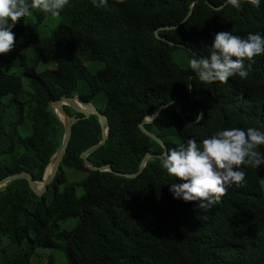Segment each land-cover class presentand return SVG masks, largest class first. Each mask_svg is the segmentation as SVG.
<instances>
[{"label": "trees", "instance_id": "16d2710c", "mask_svg": "<svg viewBox=\"0 0 264 264\" xmlns=\"http://www.w3.org/2000/svg\"><path fill=\"white\" fill-rule=\"evenodd\" d=\"M11 31L16 51L25 52L0 54V180L20 172L42 180L63 135L51 108L61 98L93 105L102 94L108 138L87 160L123 174L136 173L147 153H163L138 124L170 102L144 125L167 149L224 128L264 131V55L253 57L247 78L226 83H203L187 67L191 55L208 54L219 31L264 35V3L242 0L236 10L225 0H107L104 7L69 0L57 19L32 10ZM88 63L103 66L92 71ZM100 139L94 115L72 126L48 202L25 180L0 189V264H31L37 249L58 250L66 264H264V166L242 165L244 186L228 187L205 211L172 197L169 184L182 181L171 180L159 158L134 179L85 169L79 156ZM61 165L85 173L82 195L73 184L57 189ZM46 264H54L52 255Z\"/></svg>", "mask_w": 264, "mask_h": 264}, {"label": "clouds", "instance_id": "9594fccd", "mask_svg": "<svg viewBox=\"0 0 264 264\" xmlns=\"http://www.w3.org/2000/svg\"><path fill=\"white\" fill-rule=\"evenodd\" d=\"M90 3L104 7L107 0H90ZM225 3L239 10L242 0H225ZM248 3L259 7L264 0H248ZM68 4L69 0H0V54L14 47L11 29L19 18L28 16L32 10L57 18ZM208 49L207 55L193 54L187 61L191 73L201 82L226 83L233 76L245 79L255 62L253 57L264 55V35L250 32L241 37L232 31H219ZM202 118L197 114L195 122ZM259 146H264V131L259 128H224L199 142L189 137L167 149L161 154L159 165L171 180L175 177L182 181L169 184L174 199L198 201L197 207L207 211L219 202L228 187L244 186L246 173L242 165L254 169L264 166ZM260 187L264 191V178H260Z\"/></svg>", "mask_w": 264, "mask_h": 264}, {"label": "water", "instance_id": "95a60500", "mask_svg": "<svg viewBox=\"0 0 264 264\" xmlns=\"http://www.w3.org/2000/svg\"><path fill=\"white\" fill-rule=\"evenodd\" d=\"M205 2L213 10L218 9L214 5L208 3L207 1H205ZM190 13H191V11H189L188 16ZM187 17L181 23H183L187 19ZM164 29H171V27L159 28V30H164ZM154 33H155V36L158 40H163L161 37L156 35V31ZM168 44L171 46L175 45L174 43H171V42H168ZM171 104L172 103L170 102L166 105H161L153 115L145 117L138 124V129L140 130V132L142 134H144L145 136H147L148 138L154 140L156 143H158L162 147L163 153L167 151V148L164 145V143L161 140H159L154 134H152L151 132L146 130L144 125L151 123L154 119H156L158 114H160L164 108H166L167 106H169ZM64 106L71 108L73 111L80 114L82 117H75V118L70 117L66 113V111L64 110ZM51 108H52L53 112L55 113V115L57 116L58 120L63 125V135H62L60 146L57 148V150L54 152V154L49 159L50 165L46 166L42 180L40 182L35 181V180H33L32 175L30 173L20 172V173L8 175V176L2 178L0 180V189L4 188L8 183H10L12 181L25 180L27 182L29 189L31 190V192L36 197H38V198L42 197L45 193H47L48 187L54 181V178H55V176L59 170V166L62 162L63 156H64L65 151L67 149V146H68V143H69V140L71 137L72 126L76 122H78L79 120L88 119L92 115L96 116L98 119V123L100 126V132H101V139L98 143L87 148L79 156V158L83 162V167L85 169H87L88 171H91V172H95V171H97V172H112L114 175H116L118 177H123L126 179H134L142 173V171L144 170L145 164L149 158H151V157L160 158V156H161V154H149V153H147L143 157V159H142V161L138 167L137 172L134 174H123V173L112 171V169L109 165H104V166H99V167L93 166L92 164H90L88 162L87 156L91 155L96 150H98L101 146H103L105 144L107 138H108L109 128H108L106 117L103 114H101L100 112H98L91 103L86 102L84 104H81L79 102L78 96H73L72 98H61V99L51 103ZM179 110H181V103H179ZM199 112H200L199 113L200 115L203 113V111L201 109L199 110ZM181 118L186 123H189L184 119L183 116H181ZM48 167H49V170H47Z\"/></svg>", "mask_w": 264, "mask_h": 264}, {"label": "rangeland", "instance_id": "374dc122", "mask_svg": "<svg viewBox=\"0 0 264 264\" xmlns=\"http://www.w3.org/2000/svg\"><path fill=\"white\" fill-rule=\"evenodd\" d=\"M48 23L51 25V27H53L52 19H49ZM17 51H16V47H13L8 53L9 54H15ZM18 52L21 53V52H25V51L20 50ZM178 58H185V56L182 54L178 55L174 59V61L177 63L179 62ZM101 66H103L102 63H97L95 65L90 64V63L86 64V67L92 71H94L96 68H99ZM77 89L79 91H85V92L88 91L87 87L81 82H78ZM93 106L100 113L104 109V101H103V96L101 93L95 95V97L93 99ZM48 165H50L49 162L46 164V166H48ZM60 172H62V174H63V182L60 184V186L57 187V189L61 190L64 185L73 184L75 186L76 195L77 196L82 195V189L78 185V183L85 177V173H83L81 171H75V170L70 169L64 165H61V171ZM53 190H54L53 187L50 186L47 194L45 193L47 202L51 199V197L53 195ZM51 255L54 259V264H66V262L63 258V254L61 252H59L58 250H55V249L54 250L53 249H45V250L44 249H37L35 251L34 257L32 258L31 264H46L48 257Z\"/></svg>", "mask_w": 264, "mask_h": 264}, {"label": "bare ground", "instance_id": "6f19581e", "mask_svg": "<svg viewBox=\"0 0 264 264\" xmlns=\"http://www.w3.org/2000/svg\"><path fill=\"white\" fill-rule=\"evenodd\" d=\"M77 104V103H76ZM49 166V165H48ZM47 170H49V167L47 168Z\"/></svg>", "mask_w": 264, "mask_h": 264}]
</instances>
